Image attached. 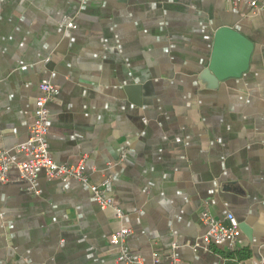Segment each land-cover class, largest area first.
<instances>
[{
    "label": "crops",
    "instance_id": "crops-1",
    "mask_svg": "<svg viewBox=\"0 0 264 264\" xmlns=\"http://www.w3.org/2000/svg\"><path fill=\"white\" fill-rule=\"evenodd\" d=\"M250 1L0 0V149L21 158L39 82L50 81L53 160H83L95 184L110 178L124 212L42 170L32 193L12 168L0 184V264H121L109 244L121 225L144 264L153 252L168 264L175 245L180 264H220L224 248L187 247L206 231L204 202L245 226L238 257L264 262V9ZM221 26L253 50L240 76L212 85L204 72Z\"/></svg>",
    "mask_w": 264,
    "mask_h": 264
},
{
    "label": "built area",
    "instance_id": "built-area-1",
    "mask_svg": "<svg viewBox=\"0 0 264 264\" xmlns=\"http://www.w3.org/2000/svg\"><path fill=\"white\" fill-rule=\"evenodd\" d=\"M253 13L264 9V0L257 2L252 0L248 3ZM58 23L65 29H75L73 19L63 16ZM39 96L35 99L32 122L29 126L27 139L15 146L16 153L21 155L20 159L12 158L5 150L0 149V184L9 179V172L15 169L19 180L28 184V190L37 193L34 189L38 170H42L47 179H59L61 181L76 180L88 186L93 199L101 209H111L115 217L122 220L123 210L116 203L114 197L108 193L111 179L106 177L100 183H92L89 179V170L83 160L76 164H58L49 151L46 141L48 134L49 110L47 104L52 102L57 92L56 87L48 80L39 82ZM114 164L109 163L108 167ZM202 224L206 227L203 235L194 242L187 244L192 251H204L216 253L218 251L221 258L220 264H247L236 255V244L241 234L237 219L228 213L223 219L214 218L209 211L208 203H203L200 216ZM131 234V229L121 225L109 237V244L116 248V262L121 264H144L143 260L135 256L127 245V237ZM178 246H173L167 255L168 264H180L176 255ZM153 264L160 263V257L156 252L152 253ZM260 264H264L261 262Z\"/></svg>",
    "mask_w": 264,
    "mask_h": 264
},
{
    "label": "water",
    "instance_id": "water-1",
    "mask_svg": "<svg viewBox=\"0 0 264 264\" xmlns=\"http://www.w3.org/2000/svg\"><path fill=\"white\" fill-rule=\"evenodd\" d=\"M252 50L253 43L246 36L234 28L221 26L214 34L205 80L215 85L226 78L240 76L248 67ZM243 227L239 226L245 232Z\"/></svg>",
    "mask_w": 264,
    "mask_h": 264
},
{
    "label": "trees",
    "instance_id": "trees-1",
    "mask_svg": "<svg viewBox=\"0 0 264 264\" xmlns=\"http://www.w3.org/2000/svg\"><path fill=\"white\" fill-rule=\"evenodd\" d=\"M236 255L238 256V253H236Z\"/></svg>",
    "mask_w": 264,
    "mask_h": 264
}]
</instances>
